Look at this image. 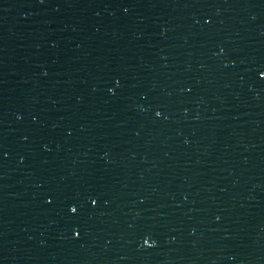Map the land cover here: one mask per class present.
I'll use <instances>...</instances> for the list:
<instances>
[{"label":"snow or ice","instance_id":"snow-or-ice-1","mask_svg":"<svg viewBox=\"0 0 264 264\" xmlns=\"http://www.w3.org/2000/svg\"><path fill=\"white\" fill-rule=\"evenodd\" d=\"M260 75L261 76H264V71H261L260 72ZM118 79V78H117ZM110 91H114V89H109ZM156 115L157 116H159V115H161V112L158 110L157 112H156ZM49 201H51L52 200V197L51 196H49ZM90 199L92 200V202L93 203H95L96 201H97V197L96 196H92V197H90ZM69 211H70V213H72V214H76L78 211H79V206L77 205V204H75V203H70L69 204ZM72 231H73V233L75 234V235H79V230H78V226H74L73 228H72ZM144 243L145 244H148V245H152V244H155L156 243V241L155 240H152V239H150V238H148V237H145V239H144Z\"/></svg>","mask_w":264,"mask_h":264}]
</instances>
